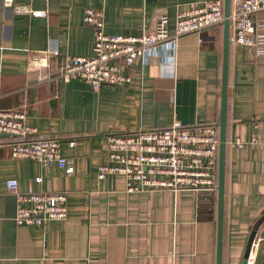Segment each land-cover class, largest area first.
Listing matches in <instances>:
<instances>
[{
	"label": "crops",
	"instance_id": "obj_1",
	"mask_svg": "<svg viewBox=\"0 0 264 264\" xmlns=\"http://www.w3.org/2000/svg\"><path fill=\"white\" fill-rule=\"evenodd\" d=\"M16 1L48 14L21 13L0 0V109L25 111L36 127L31 137H59L74 172L13 157L12 137L2 136L0 264H217V187L127 191L122 175L100 179L98 169L108 160L112 133L165 127L176 118L219 125L223 22L165 41L143 65L141 81L136 63L133 71L125 68L133 81L94 90L85 79L65 81L58 72L65 54H93L94 29L83 19L87 7L103 10L106 32L140 34L161 13L173 31L176 12L192 0ZM255 19L264 33V10ZM49 45L61 54L33 68L30 57ZM254 134L264 136V54L231 41L223 264H241L252 226L264 213V147L231 145ZM9 178L21 190L64 191L68 217L43 226L17 223ZM255 240L254 264H264V221Z\"/></svg>",
	"mask_w": 264,
	"mask_h": 264
},
{
	"label": "built area",
	"instance_id": "obj_2",
	"mask_svg": "<svg viewBox=\"0 0 264 264\" xmlns=\"http://www.w3.org/2000/svg\"><path fill=\"white\" fill-rule=\"evenodd\" d=\"M5 5L14 6L21 13L45 16L46 9H35L16 0H3ZM264 10V0H236L231 13L233 34L231 41L252 47L264 54V33L258 31L263 23L256 21L255 13ZM83 19L94 29L93 54H65L58 67L59 76L65 81L83 78L92 89L102 85H116L133 81L132 68L143 65L151 57L158 56L161 47L168 39L177 40L181 36L202 33L210 26L220 24L224 19V0H192L176 12L175 27H168L169 16L161 13L154 26L144 29L140 34H111L105 30L104 12L87 7ZM202 40V37L200 38ZM61 54L58 45H49L41 53L30 57L33 68L50 65L53 56ZM43 77H50L43 74ZM36 127L27 121L25 111L19 109H0V144L4 134L12 137L11 155L17 158H33L43 165H58L68 173L74 172L71 161L63 154L59 137H31ZM75 140L70 141L74 144ZM219 125L212 122L189 125L174 119L170 125L160 128H141L134 131L115 132L108 139V160L98 169V177L120 174L125 178L127 191L170 189H215L218 185ZM233 147H264V136L254 134L245 140L236 137L231 141ZM42 175L35 177L36 182ZM7 187L16 195L15 220L19 224L43 226L51 219L68 217L67 193L51 187L36 190L32 186L25 190L18 187L16 178L6 181ZM258 246L254 240L249 262Z\"/></svg>",
	"mask_w": 264,
	"mask_h": 264
},
{
	"label": "water",
	"instance_id": "obj_3",
	"mask_svg": "<svg viewBox=\"0 0 264 264\" xmlns=\"http://www.w3.org/2000/svg\"><path fill=\"white\" fill-rule=\"evenodd\" d=\"M231 13L232 0H224V47H223V72H222V99L221 115L219 121V162H218V232H217V264H223L224 246V206H225V179H226V154H227V123H228V83H229V54L231 46ZM264 221L262 213L254 222L250 231L241 264H248L252 245L258 230Z\"/></svg>",
	"mask_w": 264,
	"mask_h": 264
},
{
	"label": "bare ground",
	"instance_id": "obj_4",
	"mask_svg": "<svg viewBox=\"0 0 264 264\" xmlns=\"http://www.w3.org/2000/svg\"><path fill=\"white\" fill-rule=\"evenodd\" d=\"M254 255V251H253V253H252V256ZM249 264H252V259L250 260V263Z\"/></svg>",
	"mask_w": 264,
	"mask_h": 264
}]
</instances>
